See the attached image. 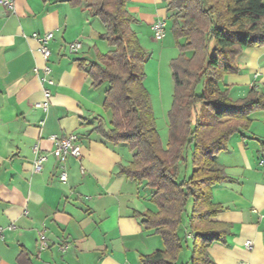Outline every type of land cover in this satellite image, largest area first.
<instances>
[{"label":"crops","instance_id":"1","mask_svg":"<svg viewBox=\"0 0 264 264\" xmlns=\"http://www.w3.org/2000/svg\"><path fill=\"white\" fill-rule=\"evenodd\" d=\"M13 1L14 11L0 6V264H142V256L165 248L138 217L156 211L153 192L119 173L132 161L129 146H113L94 131L110 128L112 113L103 107L108 85L95 89L81 69L110 51L101 39L107 28L67 0ZM128 11L143 37L169 16L165 0H130ZM49 33L52 85L41 83L44 62L33 38ZM74 43L82 47L72 54ZM236 63L239 73L226 76L222 89L234 101L252 89L264 94V47L245 48ZM45 102L46 110L39 106ZM249 120V129L215 158L231 179L213 190L221 207L213 220L230 226L226 241L208 249L215 264H264V111ZM70 135L79 137L83 158L62 164L51 137ZM36 147L47 155L40 173L33 172ZM62 168L67 183L58 179ZM182 228L189 247L193 236L184 222ZM39 232L49 242L42 251Z\"/></svg>","mask_w":264,"mask_h":264},{"label":"trees","instance_id":"2","mask_svg":"<svg viewBox=\"0 0 264 264\" xmlns=\"http://www.w3.org/2000/svg\"><path fill=\"white\" fill-rule=\"evenodd\" d=\"M67 1L83 6L107 28L101 39L110 51L81 69L95 89L108 85L103 107L112 113L110 128L94 131L106 143L129 146L132 161L119 173L153 192L156 211L138 217L146 231L160 235L165 248L142 256L141 263L179 264L187 246L182 228L187 215L194 240L187 264H215L208 249L226 241L230 226L213 220L221 211L213 190L231 181L215 158L235 134L249 129L252 113L264 111V94L252 89L234 101L221 84L239 73L236 61L245 48L264 47V2L165 0L180 55L170 63L174 95L164 148L145 84L148 54L133 30L140 22L128 11L130 0Z\"/></svg>","mask_w":264,"mask_h":264},{"label":"rangeland","instance_id":"3","mask_svg":"<svg viewBox=\"0 0 264 264\" xmlns=\"http://www.w3.org/2000/svg\"><path fill=\"white\" fill-rule=\"evenodd\" d=\"M171 26L172 21L168 20V30L161 41H156L153 33L150 31H148L146 37H143L141 27L134 29L140 33L139 35L142 39V43L148 54V60L145 65V72L147 75L145 84L151 96L156 127L164 148L167 147L169 141L168 113L172 107L174 95V82L170 63L180 55V49L170 31ZM191 173L192 162L188 160V175ZM183 222L187 224V215L183 217ZM193 241V238H191L190 246H186L180 254L181 263L187 264L190 261L192 257Z\"/></svg>","mask_w":264,"mask_h":264},{"label":"built area","instance_id":"4","mask_svg":"<svg viewBox=\"0 0 264 264\" xmlns=\"http://www.w3.org/2000/svg\"><path fill=\"white\" fill-rule=\"evenodd\" d=\"M0 6L9 10L14 11L15 9V2L13 0H0ZM168 23L166 19H160L156 21L152 25V32L154 35V39L156 41H161L167 31ZM33 38L37 40L39 47L38 53L41 55L44 67L42 68L43 77L41 78V83H47L49 85L53 84V81L49 79V76L52 73L50 66L48 65L51 59V50L49 49V44L53 40V34H45V35H38L34 34ZM82 45L80 43H74L68 46L70 53H77L81 50ZM38 72V69L36 70ZM46 101L49 100L50 94L48 91L45 92ZM42 109H47V102L39 105ZM52 142L54 143V150L52 151V155L59 159L61 163H65L67 159L73 158L75 160L81 161L83 158V149L79 141V137L77 135H70L67 138H58L56 136L51 137ZM35 153L37 155L36 160L33 163V172L40 173L43 169V165L47 161V155L40 153L38 147L35 148ZM84 169L82 168V172ZM59 181L62 183H67L68 181V174L67 171L62 168V172L58 177ZM38 243L40 250H45L49 248V242L47 237L45 236L44 232H39L38 234ZM247 248L250 249L252 247V242H247ZM65 250V248H64Z\"/></svg>","mask_w":264,"mask_h":264}]
</instances>
